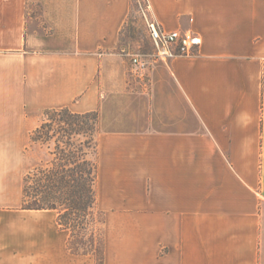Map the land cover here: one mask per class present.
I'll return each mask as SVG.
<instances>
[{
  "label": "crops",
  "instance_id": "crops-1",
  "mask_svg": "<svg viewBox=\"0 0 264 264\" xmlns=\"http://www.w3.org/2000/svg\"><path fill=\"white\" fill-rule=\"evenodd\" d=\"M147 1L193 55L131 62L132 0H0V264H96L57 210L21 208L62 107L98 113L103 264H264V0Z\"/></svg>",
  "mask_w": 264,
  "mask_h": 264
},
{
  "label": "trees",
  "instance_id": "trees-1",
  "mask_svg": "<svg viewBox=\"0 0 264 264\" xmlns=\"http://www.w3.org/2000/svg\"><path fill=\"white\" fill-rule=\"evenodd\" d=\"M50 115H59L60 121L67 124L69 131L74 135H84L89 141L79 142L76 150L69 151L65 145H71L69 141H61L64 147L55 145L53 154L56 156L51 161L52 167H38L32 175L37 177L35 187V196L33 201L29 202V189L27 180L32 176L28 173L23 179L22 204L23 209H55L58 211L57 221L60 227L73 230L71 219L82 220L91 216L96 208L95 181L97 164L95 159L89 157V154L96 150L95 133L98 123V113L96 111L74 113L66 107L57 109H48L44 112ZM46 123L40 124L30 133L32 142L45 144L47 142L48 132L44 131ZM62 131L68 133V129ZM93 150V151H92ZM64 205V210L59 211V206ZM102 213V212H101ZM103 222V213L100 223ZM99 247H96V241L90 239L92 248L79 251L71 246V236L68 240V248L74 253H90L96 258V264H103V238L100 235Z\"/></svg>",
  "mask_w": 264,
  "mask_h": 264
},
{
  "label": "rangeland",
  "instance_id": "rangeland-1",
  "mask_svg": "<svg viewBox=\"0 0 264 264\" xmlns=\"http://www.w3.org/2000/svg\"><path fill=\"white\" fill-rule=\"evenodd\" d=\"M148 5L149 3L147 0H132L130 16L121 33L120 44L127 52L129 51L128 58L131 62L132 54H137L144 61L146 58H149L152 53L154 54V48L147 29V20L152 19L148 12L149 9H147ZM153 56L155 57V55ZM52 116V119H48L50 115H46L44 113L41 114V122L46 123L47 125L44 130L48 132L47 142L42 144L39 142H32L30 140L28 146H26V150L28 152L32 147L33 150L40 148L43 149L42 152L44 153V157L41 162L37 163V165L28 167V169L23 174V179L28 173H31L30 175H32L34 173L33 171L38 167L51 168V161L54 159V157H56L53 153L55 152L57 154L55 145L57 144L64 147V144L61 141H69L71 145H65L66 149L69 151H73V149L76 150L79 142L86 143L89 141L84 135L78 136L76 134L74 135L73 133L71 134L68 125L62 123L59 120L61 116ZM62 128L68 129V133L63 132ZM37 153L40 152H36V154ZM89 157L95 159V150L89 154ZM36 183L37 177L35 175H32L27 180V186L29 189V197L27 199L29 202L33 201L34 197H36ZM63 210L64 205L59 206V211L62 212ZM101 219L102 213L97 208L93 210L91 216L80 221L71 219V223L73 225V230L70 231L72 242L71 246L75 250L83 251L87 250L88 248H92V246L89 244L91 238L96 241V247H99L100 235H102V223H100Z\"/></svg>",
  "mask_w": 264,
  "mask_h": 264
},
{
  "label": "built area",
  "instance_id": "built-area-1",
  "mask_svg": "<svg viewBox=\"0 0 264 264\" xmlns=\"http://www.w3.org/2000/svg\"><path fill=\"white\" fill-rule=\"evenodd\" d=\"M147 29L154 55L158 59L193 55L194 49L200 44V37L193 31L166 30L154 19L147 20ZM132 62L141 68L145 66V61L137 54H132Z\"/></svg>",
  "mask_w": 264,
  "mask_h": 264
}]
</instances>
